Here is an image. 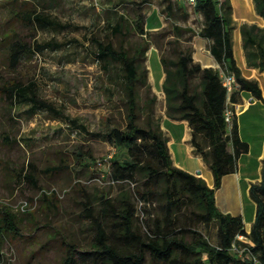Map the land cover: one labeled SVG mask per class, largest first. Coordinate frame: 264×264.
<instances>
[{
	"label": "rangeland",
	"instance_id": "1",
	"mask_svg": "<svg viewBox=\"0 0 264 264\" xmlns=\"http://www.w3.org/2000/svg\"><path fill=\"white\" fill-rule=\"evenodd\" d=\"M170 1L172 13L167 11L165 0H0V204L16 214L20 229L18 235H0V264H59L65 241L88 247L92 231L78 216L84 194L101 191L115 195L120 188L130 190L125 181L123 186L109 184L110 157H122L123 148L115 147L106 132L110 126L124 124L123 96L118 85L119 64L98 58L96 42H109L130 53L136 43L148 44L144 63L149 95H155L152 117L160 123L166 106L159 56L174 58L178 49H189L192 56L194 43L204 40L196 34L202 16L183 1ZM241 1L234 6L232 42L238 36L235 61L242 66L239 25L243 20L264 24V18L256 13L253 0H247L246 7ZM27 9L42 19L26 22ZM137 16L142 17L143 33L136 26ZM118 24L120 32L112 34L111 27ZM7 33L33 49L16 66H10L7 59L8 38L1 39ZM212 68L220 77L225 73L217 62ZM257 76L264 96V72H257ZM10 79L33 83L36 97L50 103L57 113L43 108L32 111L30 103L23 100L10 103L1 91ZM196 82L194 77L192 83ZM138 91L142 103L145 88L138 86ZM233 91L237 92V102H228L227 107H233L240 138L249 147L237 161L239 176L232 175V186L225 183L215 200L221 209L241 213L247 227L255 207L245 191L244 175L249 170L254 174L257 156L264 150V103H247L249 92L236 87ZM67 119H75L86 130L74 127ZM178 161L188 167L196 159L182 152ZM203 174L212 182L208 171L203 170ZM190 210L182 209V225L197 229L216 245L217 221L198 222ZM236 238L250 243L243 235ZM231 252L239 255L237 249Z\"/></svg>",
	"mask_w": 264,
	"mask_h": 264
},
{
	"label": "trees",
	"instance_id": "2",
	"mask_svg": "<svg viewBox=\"0 0 264 264\" xmlns=\"http://www.w3.org/2000/svg\"><path fill=\"white\" fill-rule=\"evenodd\" d=\"M165 2L167 11L172 13V2ZM253 3L256 13L264 18V0ZM192 9L203 19L196 34L210 41V54L226 73L233 74L235 87L264 102L257 81L242 75L233 56L230 0H196ZM41 19L29 9L24 16L29 23ZM135 23L143 33L142 17L137 16ZM120 30L121 24L111 27L112 34ZM239 31L246 64L264 72V26L244 23ZM6 38L10 66L32 54L33 49L25 41L9 33L1 39ZM96 47L98 58L119 64L118 85L123 96L124 124L110 126L106 132L115 147L123 148L122 157H110L109 184L123 186L125 181L131 187L120 188L115 195L101 191L84 194L78 216L92 231L88 247L65 241L67 246L59 264H254L250 253L257 257L258 264H264V158L260 180L251 183L248 189L255 207L248 232L240 215L222 213L215 205L214 189L219 187L222 176L235 171L238 158L249 147L240 138L233 107L229 108L231 123L225 119L227 90L219 71L201 67L193 61L189 49H178L174 58L159 56L164 72L161 87L166 115L187 120L194 151L212 173V187H209L202 177L173 165L167 137L159 121L152 117L155 95H149L144 63L148 44L136 43L131 53L109 42L97 41ZM138 86L145 88L146 98L142 103ZM233 90L228 95L231 105L237 102V92ZM1 91L10 103L23 100L30 103L32 111L43 108L57 113L50 103L36 97L33 83L10 79L3 83ZM67 120L74 127L86 130L75 119ZM183 208L191 209L190 214L203 224L217 221L216 245L210 244L197 229L182 225ZM17 220L9 207L0 204V235H18ZM237 235L245 236L250 243L238 240ZM233 246L237 250L245 249L236 256L231 252Z\"/></svg>",
	"mask_w": 264,
	"mask_h": 264
},
{
	"label": "crops",
	"instance_id": "3",
	"mask_svg": "<svg viewBox=\"0 0 264 264\" xmlns=\"http://www.w3.org/2000/svg\"><path fill=\"white\" fill-rule=\"evenodd\" d=\"M242 1H243L242 6L246 7V4H248V1L247 0H242ZM230 4L232 6V21H233L234 15H235L234 6L238 4V0H230ZM244 23L248 24V25L249 24H256L257 26H260V27L264 26V24L256 23L253 20L250 21V22H245L243 20V21H241L240 25H242ZM240 25H239V27H240ZM238 35H239V38H240V46H241L239 48V51L242 52L243 48H242V39H241L240 31H239ZM236 38L235 39L238 40V36ZM203 39L204 40L202 41L201 44L198 43V41H196V43H198V45L194 43V46H193L194 47V51H193L192 57L200 65H203V63H207L209 65V67H212L213 63H216V60L214 59V57L209 52V43H210V41L208 39H206V38H203ZM235 39L233 38V41H234L233 45H232L233 53L235 52V50H236L235 47L237 46V45L235 46V42H236ZM206 44H207V46H206ZM240 49H242V51ZM242 53H243V65L242 66L238 65L237 61H236V64L240 68L242 75L245 76L246 78L258 79L259 77L257 76V72H259L261 74V71H259L257 68H254L252 66H248L246 64V59H245V56H244V52H242ZM234 58H235V53H234ZM262 78H264V77H262ZM163 79H164V77H163ZM161 84H162V82H161ZM250 97L251 96H248L247 103H250L249 102V98ZM262 97H264V96H262ZM255 102H257V99L254 98V101L251 102V103H255ZM258 102H261V101L258 100ZM261 103H264V102H261ZM244 109L245 108H242L238 112V114L240 112H242V110H244ZM160 127H161L162 131L164 132V134L167 137L168 151H169L170 157L172 159L173 165H175L176 167L181 168V169H183V170H185L187 172L193 173V174H194V172L196 170L199 169L201 171L200 174L205 179L207 185L209 187H212V182H210L205 177V175L203 174V170H206V171L209 172V174L211 176L212 175L211 170L208 168L206 163L202 160L201 156L199 154L195 153V151H194V148H193V146L191 144V141H190V139H191V130H190V127L188 125L187 120H185V119H172V118L168 117L166 115V113H165L164 117L160 121ZM182 152H185L188 155V157L196 159V161L194 163H192V166L184 167V166H182V164L179 163L178 158H181V153ZM262 158H264V150H261L259 152L258 156H257L258 160H257L256 166H255L256 168H255L254 174H250V172H252L251 170H249L250 172L247 171L249 174H247L245 172V175H244L245 191L248 193V195H249L248 189H249L250 184L260 180L261 160H262ZM238 171L239 170H238V162H237V167H236L234 172H231V173H228V174L222 176L219 187L214 189V199H217L218 195L216 194V192L219 189H221L223 187V185H225V183H226V185L228 183L229 186H232V184L234 182V178L231 177V176L235 175V176L238 177L239 176ZM212 181H213V177H212ZM210 183H211V185H210ZM215 196H216V198H215ZM215 205H216V200H215ZM216 207L222 213H229L231 215H240L241 216V213H237V214L231 213L228 210V208L221 209L217 205H216ZM253 217H254V214H253ZM242 221H243V218H242ZM252 221H253V218H252V220H249V221L246 222L248 224V226L245 227V225H244V229L245 230H249L250 229Z\"/></svg>",
	"mask_w": 264,
	"mask_h": 264
},
{
	"label": "built area",
	"instance_id": "4",
	"mask_svg": "<svg viewBox=\"0 0 264 264\" xmlns=\"http://www.w3.org/2000/svg\"><path fill=\"white\" fill-rule=\"evenodd\" d=\"M178 1V0H177ZM180 1H183L185 3H187L189 6L193 7L195 5V2L196 0H180ZM221 83L222 85L226 88L227 90V99H226V103L229 102V94L231 93V91L235 88V78L233 76V74L231 73H224L221 75ZM224 116H225V119L230 122V109H228V107L225 109V112H224ZM25 206V203H23L21 205V208L23 209ZM234 248V246L232 247ZM235 249V248H234ZM245 249V247H240L237 251L242 252L243 250ZM250 259L252 260V262L254 264H258L259 263V260L257 259V257L253 254L250 253L249 255Z\"/></svg>",
	"mask_w": 264,
	"mask_h": 264
},
{
	"label": "water",
	"instance_id": "5",
	"mask_svg": "<svg viewBox=\"0 0 264 264\" xmlns=\"http://www.w3.org/2000/svg\"><path fill=\"white\" fill-rule=\"evenodd\" d=\"M249 101L250 102H253L254 101V98L253 97H250L249 98ZM200 173H201V171L199 169L195 171V174H198L199 175Z\"/></svg>",
	"mask_w": 264,
	"mask_h": 264
}]
</instances>
